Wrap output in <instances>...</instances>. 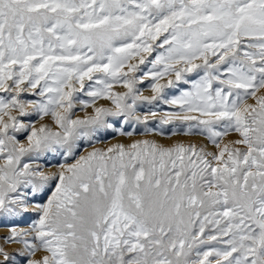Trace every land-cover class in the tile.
Returning <instances> with one entry per match:
<instances>
[{"label": "snow or ice", "instance_id": "1", "mask_svg": "<svg viewBox=\"0 0 264 264\" xmlns=\"http://www.w3.org/2000/svg\"><path fill=\"white\" fill-rule=\"evenodd\" d=\"M0 228V264H264V0H0Z\"/></svg>", "mask_w": 264, "mask_h": 264}, {"label": "rangeland", "instance_id": "2", "mask_svg": "<svg viewBox=\"0 0 264 264\" xmlns=\"http://www.w3.org/2000/svg\"><path fill=\"white\" fill-rule=\"evenodd\" d=\"M145 94H149V93H145ZM79 115H84V113H78ZM153 139L154 137L152 136H143V135H137L135 137H133V139ZM156 139L160 140V142L166 144V145H171L173 143H175L177 140H187V139H192V138H184V137H175V138H171V139H167V138H160V137H155ZM197 141H200V138H195ZM123 140V142L127 143V139L125 138H120V137H116L115 139H113L111 136L105 138V141L103 144L97 145V147H107L110 146L111 144L117 143V142H121ZM52 163H56L55 160L52 161ZM22 223V222H21ZM6 229L4 228H0V236L4 235L6 233ZM15 245L9 246V250H12L13 248H15Z\"/></svg>", "mask_w": 264, "mask_h": 264}]
</instances>
